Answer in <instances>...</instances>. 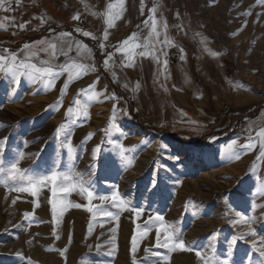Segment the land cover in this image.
<instances>
[{"label":"rangeland","instance_id":"obj_1","mask_svg":"<svg viewBox=\"0 0 264 264\" xmlns=\"http://www.w3.org/2000/svg\"><path fill=\"white\" fill-rule=\"evenodd\" d=\"M87 1L91 14L80 12L72 29L103 39L109 26L108 5L120 0ZM180 2L183 13L188 10L206 28L224 57L225 77L213 93L207 91L211 99L206 108L193 103L185 110L170 98L157 103L155 115L138 108L141 122L150 128L146 130L133 121L127 101L116 94L107 66H89L72 54L27 58L23 46L55 34L59 23L41 15L31 24L24 23L27 32L21 33L14 17L22 14L24 2L3 0L11 10H0V57L4 58L0 64L7 68L15 55L16 63L52 66L61 75L51 85L47 77L35 82L20 77L17 86L11 72L0 70V264H204V260L240 264L245 253L258 258L256 249L264 248V137L260 135L264 131V0ZM119 11L112 9L114 15L119 16ZM49 26L54 28L47 30ZM31 30L36 34L29 38ZM132 31L131 50L139 53L132 44H140L146 32L140 22ZM114 60L123 66L127 62L122 56ZM165 60L170 66L179 57L168 53ZM73 64L84 67L65 70ZM125 94L133 98L131 92ZM252 112L255 116L243 125V134L197 147L195 155L184 152L178 159L170 157L183 144L173 136L201 137L224 128L232 115ZM250 142L254 147L246 151L243 146ZM97 146L101 152L93 159ZM13 163L24 180L8 179ZM52 171L61 177L58 184L77 185L55 198H64L66 204L57 205L55 218L49 187H41L35 197L12 190L26 186L29 176L38 179ZM64 175L69 181L62 179ZM81 185L93 191L95 217L87 211L86 194L78 190ZM116 192L130 207L142 208L143 217L137 219L130 211L114 208L111 201L98 199ZM102 210L119 215V222L100 215ZM150 214L163 215L192 251L156 248L154 229L141 237L138 233ZM197 250L204 260L196 256Z\"/></svg>","mask_w":264,"mask_h":264},{"label":"crops","instance_id":"obj_2","mask_svg":"<svg viewBox=\"0 0 264 264\" xmlns=\"http://www.w3.org/2000/svg\"><path fill=\"white\" fill-rule=\"evenodd\" d=\"M22 1L25 4L23 12L14 17L17 31L27 32L24 23L31 24L35 17L46 14L48 17L56 18L59 23L57 28L60 29L55 34L50 32L44 36L43 40L47 43L41 48L56 43V56H60L67 48L65 42H70L72 50L68 54L77 56L85 64L103 67L107 61V71L111 74V79H114L115 85L122 93H132L137 111L139 108L155 115V111L159 109L157 103L164 101V98L168 101L170 98L185 110L193 108V103L199 109L206 108L211 99L207 91L213 93L215 86H220L225 77L224 57L206 28L189 14L188 10L183 13V4L180 0H153L152 4L148 0H143V5L141 0H123V11L120 10L118 18L112 20L114 22L112 27L110 25L107 27V39L104 38L105 34L103 39L100 37L95 39L75 33L74 29L75 34L69 33L64 28H74L77 20L74 17L80 12L91 14L92 7L87 0ZM153 8L156 9L154 17L158 22V37L152 35L148 26L151 23L149 18L153 16ZM137 22L141 23L146 33L139 44L141 47L136 50L139 53L148 51L149 55H137L133 66H126L129 63L127 52L120 50V46L127 39L129 41L127 51L132 52L129 33L131 35ZM31 32L27 33L29 38L36 34L35 30ZM65 32L69 34L66 37L62 36ZM84 38L90 39L91 45ZM101 43L104 44L102 49L99 47ZM31 44L29 49L23 50V54L29 59H38L41 53H52L51 49L46 52L40 48L41 45ZM145 45L147 48L144 47ZM96 50L100 51L101 55L109 51L107 57L100 63L97 60ZM29 52H35L36 55L30 57ZM153 53L159 58V63L153 59ZM168 53L178 56L179 61L167 65L165 70L164 61ZM116 56H122L128 63L123 66V63L114 60Z\"/></svg>","mask_w":264,"mask_h":264},{"label":"snow or ice","instance_id":"obj_3","mask_svg":"<svg viewBox=\"0 0 264 264\" xmlns=\"http://www.w3.org/2000/svg\"><path fill=\"white\" fill-rule=\"evenodd\" d=\"M141 4L143 5V0H141ZM109 8V25L111 26L112 24V20L118 18V14L114 15L112 13V9L114 8H119L121 11H123V0H120V2L118 4H109L108 5ZM0 10L3 11H10L11 9L8 7H4L3 6V0H0ZM143 9L141 8V11ZM156 12V9L153 8L152 9V13L153 16L150 17V21L151 23L148 24V22H146V24H148V26L151 28V33L153 36L158 37L159 33L157 32V21L154 17V14ZM74 19H79L78 16L74 17ZM3 25H0V27H2ZM23 27V26H21ZM164 27L166 28V24L164 25ZM79 31V30H77ZM68 33H62V36H68ZM84 36H88L89 33L88 32H84L83 33ZM105 39H107V33H105L104 36ZM35 44L38 45H44L47 42L43 39H41L40 41H36L34 42ZM67 44V48L66 50L63 51L64 55H67L68 52H70L72 50V44L70 42H65ZM129 45V41L126 39L125 41H123V44L120 46V50L122 51H126L127 52V58H128V65L126 66H133L134 64V57L135 55H139V56H148L149 52L148 51H143L140 53H132L130 51H127V46ZM86 47V46H85ZM99 47L102 49L104 47V44H100ZM141 47V45L139 44H132V48H139ZM145 48H147V45L144 46ZM24 49H29V44H25L23 46ZM49 49L52 50V55L55 56L56 52L55 50L57 49V44L56 43H50L48 44V47L43 48V51H48ZM28 55L31 56H35L36 53L35 52H29ZM3 57H0V60H3ZM109 59H111V57L109 56ZM153 59H155L157 61V63H159V58L155 56V54L153 53ZM12 63L7 67L4 68V66L2 64H0V70L3 71H8L12 73V76L14 78V82L15 84L18 86L20 83V77H26L29 81L35 82L38 80H41L45 77L49 78L47 83L49 85L52 84V82L58 78L61 73L60 72H56L54 71V68L52 66H45V67H37L36 64L34 63H27L25 61H20L19 63H16V56L13 55L11 57ZM105 66H107V61H105ZM164 66H165V70L167 69V61H164ZM84 66L82 65H69V66H64L65 70L69 69V68H83ZM79 74V73H77ZM72 75L71 72L69 73V80H71ZM68 84L65 83L63 85V88L67 89L68 88ZM77 103H79V101H77ZM69 112L72 111V109L70 108L68 110ZM80 109H77V113H80ZM83 115L85 117H87L88 115V111L87 109H83ZM63 127V126H62ZM57 133L60 132V129L56 130ZM260 135L262 137H264V131H262L260 133ZM4 141L6 142L7 137L3 138ZM232 144H236V140L232 141ZM231 147V145H230ZM244 149L247 150H251L254 147L253 143H248L247 145L243 146ZM69 149H71V144L69 143ZM3 151V145H0V152ZM198 149L196 146L194 145H180L177 149L175 153H170V157L173 159H178L179 158V153H184V152H191L194 155L197 153ZM101 152V148L99 146L94 148L93 151V159L97 158L98 155ZM261 155L264 156V144L261 145ZM237 158H239V156H237ZM21 179L24 180V174L21 172V169L16 165V163H13L8 171V179L10 180H17V179ZM58 179H61V177L58 175V173L56 171H52L50 175H41L38 179H33L31 176H29L27 178V185H20V186H14L12 190L17 191V192H27V193H31L32 196H36L37 192L39 191V189L41 187H49V191L51 194V197L54 198L51 200L52 203V213H53V217L55 218L56 216V209H57V205L61 204L63 206H66V204L64 203V198H60V199H55L58 197L59 193H64L67 194L69 192H71L72 190L77 188L76 184H65V183H61L58 184ZM62 179L64 181H69V177L67 175H64L62 177ZM79 192L81 194H86V198L88 201V207H87V211L92 213L93 216L95 217L97 215L96 212L93 211V207H92V201L94 198L93 195V191L89 190V188L84 187V186H80L79 187ZM99 200L101 201H111L112 205L114 208L116 209H122L125 211H130L132 213H134L135 217L137 219H140L143 217V209L139 208V207H130L128 202H126L124 199H122L119 195L118 192L114 193L111 197L109 196H99L98 197ZM38 206V205H37ZM76 207H81V205L77 204L75 205ZM29 214H25V218H28ZM100 215L109 217L111 220L116 221L117 223L119 222V215L114 214L111 211H104L102 210L100 212ZM138 228H141L140 225H137ZM155 230L156 236H155V247L156 248H164L167 249L170 252H174L177 249L181 250V251H192L191 248L186 247L184 241L182 238H180V232L179 230L173 225V224H166L165 223V217L161 214H150L147 218L144 219V226L142 227V230L138 233L141 237L147 236L148 233L152 230ZM252 235H255V233H252ZM163 237V239L161 238ZM113 243H115V240L112 241ZM138 241L136 239V236L134 235L132 237L131 240V244H132V253L133 255H135L136 252V245H137ZM256 251L259 253V256L256 260H253L252 256L249 253H245L242 257H241V261L240 264H264V248H257ZM197 257H200L202 260H204V257L202 256L201 251L197 250L195 252ZM153 255H158V253H153ZM204 264H212L211 261L209 260H204Z\"/></svg>","mask_w":264,"mask_h":264},{"label":"trees","instance_id":"obj_4","mask_svg":"<svg viewBox=\"0 0 264 264\" xmlns=\"http://www.w3.org/2000/svg\"><path fill=\"white\" fill-rule=\"evenodd\" d=\"M54 28L52 26H49L47 28V30ZM66 28V30L69 33H74L73 29H71L70 27H64ZM56 31L58 32L60 28H55ZM85 39V38H84ZM86 42H88L91 45V40L90 39H85ZM21 46V45H19ZM96 56H97V60L98 63L101 62L102 60V55L100 53V51L96 50ZM112 87L115 90L116 94L118 95V97L124 98L127 103H128V111L129 114L131 115L133 121L140 127H142L143 129H150L147 125H145L144 123H142L141 118L139 113L136 111L135 109V105L133 100H131L132 98L128 97L126 94L122 93L120 91V89L118 88L117 85H115L114 83H112ZM256 112H252L246 116L243 115H232L228 118L229 123L228 125H226L224 128L221 129H216L212 132L206 133L201 135V137H197V138H189V137H183V136H173V140H176L180 143H183L185 145H194L196 147H203V146H207L210 145L214 142H216L219 139L222 138H227V137H231L233 135L236 134H243V130L242 127L243 125L250 119H252L255 116Z\"/></svg>","mask_w":264,"mask_h":264}]
</instances>
